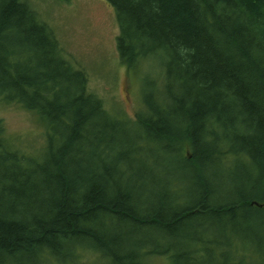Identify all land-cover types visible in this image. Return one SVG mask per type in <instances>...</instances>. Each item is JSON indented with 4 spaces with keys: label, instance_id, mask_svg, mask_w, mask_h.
Instances as JSON below:
<instances>
[{
    "label": "trees",
    "instance_id": "obj_1",
    "mask_svg": "<svg viewBox=\"0 0 264 264\" xmlns=\"http://www.w3.org/2000/svg\"><path fill=\"white\" fill-rule=\"evenodd\" d=\"M106 1L124 65L164 57V79L147 87L132 122L88 93L87 75L36 12L0 0V95L49 127L44 152L29 159L0 123V264L45 255L66 264L80 247L113 264H264L263 242L236 223L264 218V0ZM127 129L135 137L114 134ZM173 160L196 192L173 178L155 206L140 198L133 164ZM216 165L252 192L218 200ZM119 232L141 237L122 242Z\"/></svg>",
    "mask_w": 264,
    "mask_h": 264
},
{
    "label": "rangeland",
    "instance_id": "obj_2",
    "mask_svg": "<svg viewBox=\"0 0 264 264\" xmlns=\"http://www.w3.org/2000/svg\"><path fill=\"white\" fill-rule=\"evenodd\" d=\"M23 1L36 12L41 22L49 27L58 40L66 61L87 75L88 93L99 98L104 108L116 118L127 122L134 121L138 113L145 108L144 97L147 87L164 79L163 55L141 59L133 69L124 65L117 50V37L120 31L116 13L106 0ZM0 123L4 128L5 137L12 143V150H18L29 159L42 155L48 143L49 127L39 114L17 103H9L0 95ZM114 134L125 139L135 137L129 129ZM173 161V163L165 161L161 168L159 166L160 169L154 164L149 165L145 162L133 164L137 169L132 177L142 183L138 186V190L140 187L143 191L138 194L140 198L151 196V202L156 200L152 203L155 206L159 198L168 192L170 180L173 178L181 182L182 189L186 193L196 192L194 179L188 176L183 164L179 160ZM168 167H172V170ZM166 168L168 174L162 175L161 170L164 171ZM209 170V177L217 178L212 182L219 195L218 200H234L236 192L245 188L240 183H233L225 178L222 180L218 165L210 167ZM245 192L252 191L245 188ZM148 200L145 199L144 202H149ZM236 223L243 226L242 232L245 238L262 241L264 248V218L253 219L246 223L238 220ZM252 225H255L258 231H255L256 227ZM111 230L113 233L119 231L118 227ZM119 233L122 242L130 238L132 241L135 240L133 236L138 239L141 237L139 233L133 236L127 232ZM42 261L44 264L59 263L55 257L47 255ZM64 262L113 264L90 247H80L75 252V258L73 255ZM149 264H171V262L168 258L156 257L152 258Z\"/></svg>",
    "mask_w": 264,
    "mask_h": 264
}]
</instances>
